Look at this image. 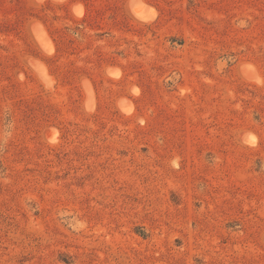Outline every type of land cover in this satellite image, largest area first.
<instances>
[{
  "label": "rangeland",
  "instance_id": "obj_1",
  "mask_svg": "<svg viewBox=\"0 0 264 264\" xmlns=\"http://www.w3.org/2000/svg\"><path fill=\"white\" fill-rule=\"evenodd\" d=\"M0 264H264V0H0Z\"/></svg>",
  "mask_w": 264,
  "mask_h": 264
}]
</instances>
